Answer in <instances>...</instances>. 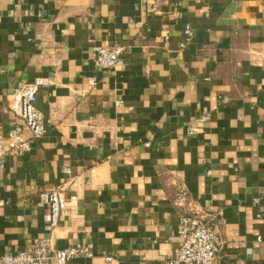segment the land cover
Instances as JSON below:
<instances>
[{
	"label": "crops",
	"instance_id": "1",
	"mask_svg": "<svg viewBox=\"0 0 264 264\" xmlns=\"http://www.w3.org/2000/svg\"><path fill=\"white\" fill-rule=\"evenodd\" d=\"M37 77L46 132L2 154L0 256L45 238L90 246L67 264H168L193 213L224 240L213 264H264V0H0L2 143L30 138L14 94ZM61 186L51 228L39 194Z\"/></svg>",
	"mask_w": 264,
	"mask_h": 264
},
{
	"label": "built area",
	"instance_id": "2",
	"mask_svg": "<svg viewBox=\"0 0 264 264\" xmlns=\"http://www.w3.org/2000/svg\"><path fill=\"white\" fill-rule=\"evenodd\" d=\"M187 36L192 35L191 25L185 26ZM125 47L104 41L93 49V60L97 67L105 70L115 69L123 64ZM97 79L88 80L89 86H95ZM44 79L37 77L25 83L14 94L16 113L22 120L24 127L29 131L30 138H22V127L17 125L10 128L6 134L7 144L0 141V164L2 154L9 152L23 154L31 150L32 141L37 140L46 132V120L42 112L36 107V99ZM120 103V102H118ZM207 119V116L202 118ZM190 134L197 128L187 126ZM148 144V143H146ZM208 174L211 170L207 171ZM64 186L57 190L42 191L39 201L47 208L45 220L54 228L59 218L68 213L69 203L62 197ZM188 201V193L180 188L175 196L174 204L184 206ZM177 230L178 242L173 254L168 258V264H213L221 254L224 240L221 238L217 224L212 218H206L193 213L179 215ZM92 251L89 245H73L65 248H55L49 239L32 240L27 246L16 253H6L0 256V264H67L75 257H90Z\"/></svg>",
	"mask_w": 264,
	"mask_h": 264
}]
</instances>
